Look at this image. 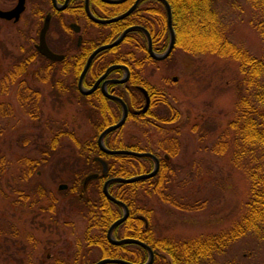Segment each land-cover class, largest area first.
Returning a JSON list of instances; mask_svg holds the SVG:
<instances>
[{
	"label": "rangeland",
	"instance_id": "1",
	"mask_svg": "<svg viewBox=\"0 0 264 264\" xmlns=\"http://www.w3.org/2000/svg\"><path fill=\"white\" fill-rule=\"evenodd\" d=\"M15 3L16 0H0V7L9 8ZM216 8L228 36L251 53L264 56V41L253 24L259 12L250 2L218 0ZM23 19L24 22L17 23L0 19V74L11 66L15 56L30 53L39 20L30 12ZM65 19L76 18L66 15ZM77 22L84 27L83 16L79 15ZM91 25L94 26L84 37L96 34L95 38L103 39L106 30L104 33L102 27ZM118 49L123 52L133 47L121 43ZM143 54L142 47H137V58ZM109 55H105L106 59H110ZM47 64L35 56L24 75L31 86L40 89V111L36 117L29 114L31 105L18 102L15 84L0 92V101L12 107L11 114L0 116V264H52L61 257L72 259L79 245L81 259L87 254L93 258L101 255L98 246L86 244L84 215L77 208H70L68 196L58 192V183L68 184V180H65L67 173L58 172L57 168L63 164L62 160L76 156L74 137L62 134L50 159L32 175L21 177L28 168L27 160L39 158V148L58 129L72 132L82 140L93 133L82 101L65 94L55 99L53 82L35 77L33 71ZM238 64L227 55L174 47L168 57L143 65L142 77L166 94V101L156 110L164 118L174 116L159 119L167 122L162 125L164 130L131 117L110 137L114 142L138 143L162 154L166 151L158 141L167 135L177 136L178 153L167 158L173 167L167 190L183 201L204 200L203 208L185 210L152 193L141 192L137 206L150 210L156 236L179 239L218 232L231 225L244 210L249 178L233 163V130L229 125L235 116L238 86L243 79ZM51 67L55 78L65 82L73 77L61 72L57 63ZM219 140L225 145L215 152L212 148ZM42 188L45 194L41 195ZM91 193L96 195L94 191ZM50 201L53 209H49ZM251 234L235 240L210 264H264V238Z\"/></svg>",
	"mask_w": 264,
	"mask_h": 264
},
{
	"label": "trees",
	"instance_id": "2",
	"mask_svg": "<svg viewBox=\"0 0 264 264\" xmlns=\"http://www.w3.org/2000/svg\"><path fill=\"white\" fill-rule=\"evenodd\" d=\"M217 1L168 0L171 8L172 26L175 31L174 47H182L191 52H214L230 56L238 61V68L243 79L242 85L238 86L239 94L235 105V116L229 125L233 130L232 160L249 178V195L244 203V210L228 227L214 233L169 239L156 236L153 233L150 223V210L137 206L142 199L140 193L144 191L147 194L152 193L158 199L185 210L203 208L204 200L183 201L167 190L169 186L167 183L173 171V167L170 166L167 158L159 157V167L155 174L150 177L139 178L130 182L117 180L110 182L108 185L110 193L123 200L129 208L127 217L114 227L113 234L116 237L139 238L148 243L154 252L150 264H210L217 255L225 252L240 237L252 233L251 235L257 238H264V56L251 53L228 36L225 23L216 8ZM248 1L259 12V17L255 18L253 24L264 41V0ZM71 3L74 4L72 8L76 9L78 14L83 12V0H71ZM128 18L129 16L124 19ZM120 29L121 27L118 30ZM164 31L162 34L153 36L154 43L161 40V37L164 38L159 50L163 49L167 43L166 28ZM116 33L117 31L105 34L101 42L111 41ZM130 34L128 32L125 35L126 40ZM156 36L157 38H155ZM158 36L160 37L158 38ZM153 47L155 48L154 45ZM115 48L116 46H113L106 51ZM86 53L80 56L73 67H65L69 70L73 69V81L61 82L60 78L53 77V67L49 63L45 68L41 67L35 72L33 71V74L38 80L50 79L53 82L52 88H54L55 99H59L64 90L67 89L70 91L72 99L77 98L78 101L83 102L86 95L78 90L77 77L84 64ZM35 56L37 58L39 56L37 51L34 53L30 51L29 55L26 56L14 57L11 66L0 74V92L8 91L9 87L15 84V95L18 102L23 106L31 105L32 109H29V114L36 117L40 111V89L31 86L24 76L28 71L30 60ZM48 61L52 62L51 60ZM110 62L111 60L103 56L99 70L105 69ZM91 70L89 69V71ZM113 86H116V83L110 85V87ZM84 109L83 111L90 120L91 128H93L92 135L82 140L72 132L58 129L50 141L39 148L41 156L27 160L28 168L22 172L21 177L24 179L32 175L36 168L50 159L55 153L62 134L67 133L72 138L74 137L77 147L76 156L70 160H62L63 164L57 168L58 172L67 173L65 180H68V186L58 189V192L67 195L68 206L77 208L86 218L87 226L84 231L86 244L98 246L101 250L99 257H121L138 263L144 262L148 255L144 246L135 242L111 243L107 239L106 229L112 221L122 214V207L103 193L102 185L104 180L111 176H129L150 171L154 161L149 156L107 153L99 147L97 143L99 132L119 117L120 105L117 101L99 92L98 107L91 105L87 111ZM11 112V105L0 101V116L9 115ZM115 130L107 132L104 137V142L108 147L135 148L127 143L114 142L110 136ZM223 144L225 145L219 140L212 148L213 151H220L219 149H222ZM162 147L169 156L178 153L177 146L170 147L162 144ZM97 156L106 160L107 169L105 172H102L101 163L97 160ZM57 162L55 160L53 163L56 164ZM92 172L98 173L97 176L90 178L83 187L82 181L85 175ZM91 191L96 192V195ZM39 194H45V189L42 188ZM50 208H54L52 201H50ZM141 214L147 218V225H145V220ZM80 250L81 245H79L72 259L61 257L52 264H93L99 258H93L87 254L84 259H81ZM102 264L123 263L105 262Z\"/></svg>",
	"mask_w": 264,
	"mask_h": 264
},
{
	"label": "flooded vegetation",
	"instance_id": "3",
	"mask_svg": "<svg viewBox=\"0 0 264 264\" xmlns=\"http://www.w3.org/2000/svg\"><path fill=\"white\" fill-rule=\"evenodd\" d=\"M64 1L65 0H56L55 2L53 0H25L24 8L20 12V15L17 20H13L12 18L5 19L1 17L0 19H3L5 21H11L13 23H17L22 20L24 22L23 17L25 16L26 12L27 13L30 12L31 15L35 16L39 21L37 24L35 34L33 35V37L36 36V38L31 44L32 46H31L30 51H32L33 53L37 51V54L40 56L42 60H44L45 62L53 66L55 63L59 64L61 72L67 75L68 73H71L73 77L68 81H73L74 79V75L72 72L73 69L69 70V69H66L65 67L66 66H69V68L73 67L78 62V59L80 58V56H83V54L87 52L86 58L84 61V64H85L86 59L89 56V54L97 46L103 43H106V42H101L102 39L99 40V38L97 37L95 38L96 34L90 37L89 36L84 37V33L86 32L88 34L91 27L94 26V25H91V23L98 25V27L99 26L102 27L103 32L104 30H106V34L117 31L115 37L124 28L130 25H140L144 27L145 29H147V31L149 32L150 37H151L152 48L155 52L160 53V52H163L167 48V45L169 43V28H168V22H167V10L162 0H138V1L137 0H121L117 2H112L108 0H88L91 12L96 17H100V18H105V17L107 18V17L115 16L127 10L135 1H137L135 6L130 10V12L127 15H125L122 18L115 19L107 23H101V22L95 21L85 10L84 0H83V12L79 14L76 11V9L72 8L74 4L71 3V0H68L67 3L64 6H62ZM66 15H68V17L70 18H73L74 16L76 19L68 21L67 19H65ZM79 15L84 17V20H85L84 27H82L77 22V18L79 17ZM164 15H165V20H164ZM127 16H129V18L124 19ZM46 17L48 19V22H47V28L44 32V40L46 42L47 47L55 54V58H50L46 56L37 47V44L39 43L40 30L43 26L44 19ZM120 27L121 29L118 30ZM165 28H166V32L168 33V37L166 39L167 43L163 49L159 50V48L162 47L164 38L161 37V40L155 41L154 43L153 36L164 33ZM98 31H99V34L97 35L99 36L101 35V31L100 29ZM128 32H130L131 34L128 40H126L125 35ZM125 35L119 43L114 45L116 46L115 49H110L106 51V49L110 47L104 48V49L97 51L93 55L88 65V68L82 77V87L89 88L96 81H98V83L96 84L95 88L91 92L83 93L86 95L84 98L85 100L83 101L84 108L87 111L91 105L98 107L99 92L105 95L101 89V83L104 80H107L105 83V87L107 91L111 94L120 96L126 103L127 116H126L125 121L128 118L132 117L134 119H140L145 123L152 124L156 126L157 129L164 130L162 125H167V122H160L159 119L169 120V118L174 116V115H171V117L164 118L162 114H160V112L156 110V109H159L161 104H163L166 101V94L164 90H162L160 87L150 85L149 82L146 81L140 73L142 71L144 64L152 62V61H158L160 59H164L168 57V55L174 49V44H173L171 51L167 54V56H165L164 58H155L148 51V38L143 29L134 28L132 30L127 31ZM159 37L160 36H158V38ZM155 38H157V36ZM121 43H126L128 44V46L132 45L133 49H128L122 52L121 50L118 49V46ZM153 45L155 46V48L153 47ZM137 47L139 48L142 47V49L144 50V54L140 58H137L136 56ZM109 53L111 54L109 55ZM105 55L111 56L109 57L110 58L109 60H111V62L107 66L111 64H116V65L112 67L105 76L102 77V74L106 68L101 71L99 70V65L102 61V57ZM48 60H51L52 62H49ZM89 69H92V70L89 71ZM81 70L79 71V74L77 77V88L79 91L80 89L78 87V78H79ZM123 76H126V79L124 81H119L118 79H120ZM60 81L62 82V80ZM113 83H116V86L110 87V85ZM140 87H143L146 90L148 98H149L148 106L146 110L144 111H142L141 108L143 107L146 101V95L144 94V91ZM63 94H65V96L67 97L68 96L70 97V91L67 89L64 90ZM108 98L117 101L116 99L112 97H108ZM119 105H120V114H119V117H120L121 112H122V107L120 103ZM119 117L117 118V120L119 119ZM122 125H120L119 127H121ZM119 127L115 129H118ZM135 139L138 140L137 138ZM158 142L161 146L162 144H165V145H169L170 147L177 146V148H179V140L177 136L168 137L167 135L165 138L160 139ZM129 145H132L135 147L131 149L141 150V151L143 150L150 151L154 153L158 157V159L160 156H163L165 158H168L169 156L167 152H163L162 154H159L158 151L152 150L151 148L141 147L138 145V143H132ZM125 148H129V147H125ZM144 220L147 221V218L145 217ZM147 224H148V221H147Z\"/></svg>",
	"mask_w": 264,
	"mask_h": 264
},
{
	"label": "water",
	"instance_id": "4",
	"mask_svg": "<svg viewBox=\"0 0 264 264\" xmlns=\"http://www.w3.org/2000/svg\"><path fill=\"white\" fill-rule=\"evenodd\" d=\"M24 1L25 0H16V3L10 8H6L5 9V8H1L0 7V17L1 18H5V19H11L12 18L13 20H17L19 15H20V12L24 8ZM53 1L55 2L56 0H53ZM67 1L68 0H65L62 6H64L67 3ZM108 1L117 2V1H121V0H108ZM137 1H135L127 10H125V11H123V12H121V13L115 15V16L107 17V18L106 17L105 18L96 17L90 10L89 1L88 0H84V7H85V10L87 11V13L95 21H98V22H101V23H107V22H111V21H113L115 19H119V18H122L125 15H127L130 12V10L135 6ZM162 1H163L164 5L166 7V10H167V22H168V28H169V43L167 45V48L163 52H160V53L155 52L153 50V48H152L151 37H150L149 32L147 31V29H145L144 27H142L140 25H130V26L124 28L112 41H109V42H106V43H103V44L97 46L89 54V56L87 57L86 62L84 64V66H83V68H82V70L80 72L79 78H78V87H79V89H80V91L82 93L91 92L95 88L96 84L98 83V81H96L89 88L82 87V77H83L84 73L86 72V70L88 68V65H89L93 55L97 51H99L101 49L108 48V47L114 46L117 43H119L123 39L125 33L127 31H129V30H132L134 28L143 29L145 31L146 35H147V38H148V51H149V53L155 58H164L165 56H167V54L171 51V49L173 47L175 32H174V29L172 27L170 4H169V2L167 0H162ZM47 22H48V19L46 17L44 19L43 26H42V28L40 30L39 43L37 44V47L46 56H48L50 58H55V54L47 47L46 42L44 40V32H45V30L47 28ZM76 29H77V27H76ZM115 65L116 64H111V65L107 66L105 71L102 74V77L105 76L107 74V72L112 67H114ZM125 79H126V76H123V77H121L118 80L119 81H124ZM106 81L107 80H104L101 83V89H102L103 93L106 96H108V97H112V98L116 99L121 104L122 112H121V115H120L119 119L116 122L108 124L107 126H105L99 132V134L97 136V143H98L99 147L103 151H105L107 153H126V154H132V155H136V156H145V155L146 156H150V157L153 158V161H154L153 162V167H152V169L150 171L143 172V173H136V174L129 175V176H111V177H108V178H106L104 180L103 185H102L103 193L110 200H112L115 203H118L122 207V214L119 217H117L114 221H112L110 223V225L107 227L106 236H107V239L109 240V242H111V243H122V242H135V243H138V244L144 246L147 249L148 255H147V259L144 262H141V263H138V262H135V261H131V260H128V259H125V258H121V257H101V258L97 259L93 264H102V263H105V262H119V263H123V264H150L152 262V260H153L154 252H153L152 247L148 243H146L145 241H143V240H141L139 238L130 237V236L116 237L113 234L114 227L127 217L128 213H129V208H128L127 204L123 200L115 197L112 193H110V191L108 189V185L110 184V182L115 181V180L130 182V181L137 180L139 178H145V177L152 176L153 174H155V172L157 171V169L159 167V159L154 153H152L150 151H144V150L141 151V150H135V149H131V148H119V147L112 148V147H108L105 144L104 136L106 135V133L111 131L112 129H115V128L119 127L120 125H122L123 122L126 119V116H127V106H126L125 101L120 96L111 94V93H109L107 91V89L105 87ZM140 88L144 91V94L146 95V101H145L143 107L141 108V110L144 111V110H146V108L148 106L149 98H148L146 90L143 87H140ZM96 158L101 163L102 172H105L106 169H107L106 160L104 158L100 157V156H97ZM97 174L98 173H96V172H92V173L86 174L84 179H83V181H82V186L85 187L87 181L90 178L97 176ZM66 186H67V183H65V182H60L58 184L59 188H64ZM142 217L145 219V217L143 215H142ZM145 224L147 225V221H145Z\"/></svg>",
	"mask_w": 264,
	"mask_h": 264
}]
</instances>
